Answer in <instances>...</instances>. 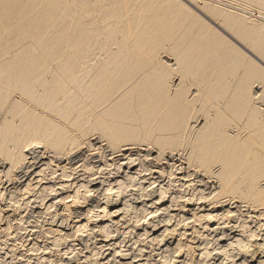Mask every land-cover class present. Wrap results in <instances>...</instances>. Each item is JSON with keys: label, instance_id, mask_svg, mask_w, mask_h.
I'll use <instances>...</instances> for the list:
<instances>
[{"label": "bare ground", "instance_id": "6f19581e", "mask_svg": "<svg viewBox=\"0 0 264 264\" xmlns=\"http://www.w3.org/2000/svg\"><path fill=\"white\" fill-rule=\"evenodd\" d=\"M184 1L0 0V179L32 174L24 210L75 216L44 232L52 250L89 232L132 264L112 237L129 220L170 264L212 244L221 264H264V0ZM16 195L0 190L1 249L27 233Z\"/></svg>", "mask_w": 264, "mask_h": 264}, {"label": "rangeland", "instance_id": "374dc122", "mask_svg": "<svg viewBox=\"0 0 264 264\" xmlns=\"http://www.w3.org/2000/svg\"><path fill=\"white\" fill-rule=\"evenodd\" d=\"M183 2H185L184 0H182ZM190 1V0H189ZM189 1H187L188 3H189ZM198 1H200V0H198ZM201 1H205V0H201ZM213 2V1H212ZM189 5V4H188ZM242 15H246L247 17H252V18H254L253 16H249L248 14H243L242 12H240ZM254 14V13H253ZM258 20V19H257ZM96 161H97V158L95 159ZM94 160V161H95ZM83 161H85V160H83ZM98 161H99V159H98ZM81 165V163H79V164H73L72 165V167H71V170L69 169V171L70 172H72L73 173V171L74 170H77V171H75L74 173H76V172H78V171H80L81 170V168H79V166ZM96 167H97V169L96 170H98V169H104V167L102 166V164H100V163H97V165H95ZM100 166V167H99ZM102 167V168H101ZM76 168V169H75ZM79 169V170H78ZM54 170V168H52V170H47L46 172H45V174L46 175H44V176H42V178H46V179H50V177H52V175H51V172L50 171H53ZM86 171V170H85ZM87 171H89V170H87ZM49 172V173H48ZM121 172H126V170L125 169H123V168H121ZM120 172V175H122L123 173H121ZM59 173V172H58ZM85 173V172H84ZM51 176H50V175ZM86 175L88 174V172H86L85 173ZM105 174H106V172H105ZM33 175L32 174H27V175H25L23 178H21L22 180L21 181H23L22 183L23 184H21L20 186H19V184H17V185H15V186H10V185H8L7 183V181L5 180V179H0V184L2 185V186H0V190L4 193V204H7V203H9V193H11V191L13 192L14 191V193H15V195L16 194H18V195H16V198L18 199V201H19V205H22L21 206V209L22 210H24V208H25V205H26V203L23 205V203L24 202H29V201H31V200H33V199H35V198H32V197H34L35 196V194L32 192H30L29 193V195H28V193L27 192H25V184L28 182V180H32L31 182H32V184H31V186L32 187H36V186H38V185H36V183H35V179H33L34 178V176L32 177ZM106 176H107V174H106ZM91 177V179H93V180H95V185H96V189L98 188V189H101V186H102V189L106 186L105 184L107 183L106 182V180H104V179H102L101 180V178H99L98 176H97V178H95L94 179V177H96V176H94V175H92V176H90ZM89 177V178H90ZM25 178V179H24ZM88 178V179H89ZM102 178H105V176L104 177H102ZM106 178H109L108 176L106 177ZM38 179V178H37ZM86 179V178H85ZM90 179V180H91ZM100 181H99V180ZM146 179V178H145ZM3 180H4V182H3ZM97 181V182H96ZM7 182V183H6ZM33 182H34V184H33ZM100 182V183H99ZM3 183V184H2ZM25 183V184H24ZM105 183V184H104ZM147 183V184H146ZM146 185H148V181H146ZM5 184H7L8 186H6ZM24 185V186H23ZM98 185V186H97ZM101 185V186H100ZM104 185V186H103ZM157 186V185H156ZM11 187H12V189H11ZM157 187H159V186H157ZM13 188H15V189H13ZM17 188H19V189H17ZM37 188V187H36ZM2 189H4V190H2ZM17 189V190H16ZM9 193H8V192ZM18 191V192H17ZM21 192V193H20ZM25 192V193H24ZM22 193H24V194H26V195H24V194H22ZM22 196H21V195ZM169 194H170V192H169ZM31 195V197L29 198V196ZM17 196H20V197H17ZM168 196V195H167ZM22 197L24 198V200L22 199ZM36 197V196H35ZM32 198V199H31ZM26 199H27V201H26ZM31 199V200H30ZM6 200H7V202H6ZM23 203H22V202ZM22 203V204H21ZM37 205V204H36ZM168 205V203H166L165 205H164V207L165 206H167ZM33 206V205H32ZM31 206V207H32ZM35 206V205H34ZM30 208H27V209H25L24 211V213H22V216L24 215V217H27L28 215H25V213L26 214H30V216L29 217H27L26 219L24 218V220H23V223H24V226L26 227L27 225H29V223H31V225H29V226H27L26 228L24 227V233H25V231L27 232V233H25V234H27V235H25V234H21V236L19 235V237L16 239V240H14V242L13 241H6V247L4 246V248H2L1 249V247H0V264H38V263H40L41 262V260L43 261V262H41L40 264H86L85 262H84V258L86 257V256H90V254H92V252L93 253H96V251H97V254H98V258L100 259L99 260V263L100 264H105L106 262V264H117V262H118V259H116V261L115 260H113V261H111L110 260V262H109V260L107 261L106 259L108 258V255H109V253L107 252V250L106 251H104V249H102L103 251H104V253L102 252V250H99L100 249V247L102 246L101 245V241L103 240V238L101 237V236H98V235H100V234H96V235H89V232H84L85 234L86 233H88V235L90 236V237H88L87 235H84V233L82 234L83 236H82V243L80 242L81 240H80V238L78 239L77 238V240L78 241H70L71 243H67V247H69V248H67L66 246H64V245H62V243H60L61 245L60 246H58V247H56L57 249H55V248H53L54 250H52V247L51 246H53V247H55L56 245H59L58 243L56 244V242H53V239H52V237H48L47 238V235H45L44 234V232L45 231H47L48 229H54V230H56V228H58V227H60L61 228V230L64 232L65 230H67V231H69L71 228H73V226H74V224H73V222H74V217L75 216H73V218L71 217V216H64V217H61V212H60V209L58 208H56V210H52V213H45V212H43V211H40L41 213L39 214H36L37 212H39V210L38 209H35V210H32V209H30ZM21 210V211H22ZM26 210H28L27 212H26ZM29 211H31V212H29ZM37 211V212H36ZM54 211V212H53ZM23 212V211H22ZM34 212V213H33ZM45 214V218H44V214ZM42 214V215H41ZM50 214V215H49ZM54 214H56V216H53ZM57 214H59V215H57ZM35 215V216H34ZM38 215H39V217H38ZM47 215V216H46ZM52 215V216H51ZM41 216H42V218H41ZM58 216H59V218H58ZM31 217V218H30ZM34 217V218H33ZM50 217V218H49ZM52 217V218H51ZM56 219H55V218ZM30 218V219H29ZM47 218V219H46ZM54 218V219H53ZM42 219V220H41ZM50 219V220H49ZM52 219V220H51ZM27 220H28V222H27ZM41 220V221H40ZM45 221H47V222H45ZM53 221V222H52ZM129 220H127L126 221V223L124 222V223H120L119 225H118V227H116L115 229L116 230H114V227L112 228L113 229V234H112V237H113V239H115L116 241H115V243L117 242V243H119L120 245H119V250H121V252H122V254L123 255H125L124 257L126 258V256H127V259L130 257V258H133V260H131V261H133V263L132 264H157L159 261L161 262H159V264H163L164 262H167V263H165V264H170V262L169 261H164L163 260V258H162V255L160 254V252L158 251V248H159V246L157 245H155V244H149L150 242H149V239H147L146 237H144V236H142V234H143V228H145L144 226H141V227H139L135 232L134 231H132L131 232V227H130V225H127L128 223L130 224L131 223V221L130 222H128ZM25 222H27V223H25ZM35 222H36V224H35ZM50 222V223H49ZM128 222V223H127ZM39 223V224H38ZM60 223V224H59ZM64 223V224H63ZM46 226H45V225ZM50 224V225H49ZM53 224H55V225H53ZM73 224V225H72ZM126 224V225H125ZM162 224V223H161ZM33 225V226H32ZM39 225V226H38ZM60 225V226H59ZM163 225V224H162ZM31 226H32V228H31ZM35 226V227H34ZM54 226V227H53ZM71 226V228L69 229V227ZM124 226H125V229H124ZM41 227H42V231L44 230V229H46V230H44L43 231V234H42V232H41ZM43 227H45L44 229H43ZM31 230H36V231H30L29 229ZM34 228V229H33ZM38 228V229H37ZM59 228V229H60ZM66 228V229H65ZM130 229V230H129ZM28 230V231H27ZM38 230V231H37ZM40 230V231H39ZM127 230H129L128 231V235L126 234V232L125 231H127ZM66 231V232H67ZM115 231V232H114ZM119 231V232H118ZM40 232V233H39ZM129 232H131V233H129ZM31 233V234H30ZM34 233V234H33ZM36 234V235H35ZM42 234V235H41ZM115 234V235H114ZM131 234V235H130ZM25 235V236H24ZM32 235V236H31ZM46 236V238H45V236ZM119 235V236H118ZM124 235H125V237H124ZM142 237H141V236ZM84 236H86V237H84ZM96 236V237H95ZM123 236V237H122ZM26 237V238H25ZM88 237V238H87ZM94 237V238H93ZM115 237V238H114ZM127 237V238H126ZM138 237V238H137ZM142 238V239H140V238ZM91 238V239H90ZM124 238V239H123ZM26 239V240H25ZM28 239V240H27ZM45 239V240H44ZM52 241H51V240ZM89 239V240H88ZM122 239V240H121ZM21 240H23V241H21ZM35 240V241H34ZM96 240V241H95ZM140 240H141V242H140ZM15 241H17L18 243L17 244H20L21 246H19V245H16V243H15ZM21 241V242H20ZM33 241L35 242V243H33ZM40 241V242H39ZM50 241H51V243H50ZM119 241H125V242H119ZM20 242V243H19ZM26 242H28V244L26 243ZM49 244H48V243ZM52 242H53V244H56V245H53L52 244ZM80 242V243H79ZM93 242V243H92ZM99 242V243H98ZM140 242V243H139ZM149 242V243H148ZM4 243V242H3ZM7 243H8V245H7ZM10 243V244H9ZM11 243H12V245H11ZM14 243H15V245H14ZM31 243V244H30ZM38 243H40V244H38ZM45 243H47V245L45 244ZM27 244V245H26ZM32 244H35L36 246H34V247H36L37 249H38V247H39V249H38V251H40V253L39 252H35V251H27V249H28V246L30 247V245L32 246ZM43 244V245H42ZM71 244V245H70ZM82 244H84V245H82ZM99 244V245H98ZM25 245V246H24ZM76 245V246H75ZM86 245V246H85ZM88 245V246H87ZM97 245V246H96ZM143 245H144V248H143ZM215 244H212V245H210V248H208L209 246H207L206 248L207 249H209V253H210V258H212L211 260H210V258L208 259L209 261H207L205 264H221L222 263V261H223V259L221 258V256H218L217 254L215 255V253H217V251H216V249H217V247H216V245L214 246ZM0 246H2L3 247V245L1 244ZM18 246V247H17ZM22 246H23V248H22ZM40 246H43L44 248L46 247H51V249H49V248H47V249H45V251H44V248H43V251H42V249H41V247ZM96 246V247H95ZM136 246V247H135ZM10 247V248H9ZM14 247V248H13ZM20 247V248H19ZM66 247V248H65ZM85 247V248H84ZM95 247V248H94ZM131 247V248H130ZM134 247V248H133ZM11 248L14 250H16V249H18L19 251H16V253L15 252H12L11 251ZM26 250H25V249ZM58 248H59V250H58ZM98 248V249H97ZM200 248H202L203 249V246H201L200 245ZM216 248V249H215ZM10 251H9V250ZM24 251H23V250ZM37 249H36V251H37ZM41 249V250H40ZM48 249H49V251L50 252H48ZM67 249V250H66ZM69 249V250H68ZM78 249V250H77ZM97 249V250H96ZM134 249V250H133ZM137 249H144L143 250V253H142V255L140 256V257H138V256H136V254H135V252H136V250ZM215 249V250H214ZM58 250V251H57ZM71 250H72V252H71ZM90 250H91V252H90ZM94 250V251H93ZM214 250V253L212 252ZM144 251H146V255L144 254ZM17 252L18 253H20V254H17ZM25 252V253H24ZM46 253V252H48L46 255H44V253ZM53 252V253H52ZM59 252V253H58ZM85 252V253H84ZM101 252V253H100ZM149 252V253H148ZM31 253V254H30ZM36 254V255H34L35 256V258H34V256L32 255V254ZM41 253H43V256H42V254ZM51 253H52V255H54V256H52L51 255ZM56 253H58V254H56ZM70 253V254H69ZM148 253V254H147ZM24 254H26V256L24 255ZM27 254H29V255H27ZM130 254V255H129ZM133 254H135V255H133ZM158 254V255H157ZM160 254V255H159ZM15 255V256H14ZM49 255V256H48ZM51 255V256H50ZM57 255V256H56ZM85 255V256H84ZM103 255V256H102ZM132 255V256H131ZM31 256V257H30ZM38 256V257H37ZM100 256H101V258H100ZM129 256V257H128ZM145 256V257H144ZM146 256H148V257H146ZM217 256V257H216ZM7 257V258H6ZM11 257V258H10ZM40 257V258H39ZM42 257V258H41ZM60 257V258H59ZM137 259H139V260H137ZM37 258V259H36ZM38 258H39V260H38ZM45 258V259H44ZM68 258H70V259H68ZM136 260H135V259ZM141 258V259H140ZM144 258V259H143ZM148 258H150V259H148ZM162 260H160V259ZM218 258V259H217ZM31 259V260H30ZM36 259V260H35ZM41 259V260H40ZM47 259V260H46ZM65 259V260H64ZM103 259V260H102ZM147 261H146V260ZM38 260V261H37ZM49 260H51L50 261V263H49ZM72 260V261H71ZM76 260V261H75ZM136 262H135V261ZM141 260V261H140ZM13 261V262H12ZM48 261V262H47ZM139 261V262H138ZM149 261H150V263H149ZM15 262V263H14ZM38 262V263H37ZM52 262V263H51ZM103 262H105V263H103ZM135 262V263H134ZM153 262V263H152ZM219 262V263H218ZM98 263V264H99ZM230 264H233V263H230Z\"/></svg>", "mask_w": 264, "mask_h": 264}]
</instances>
